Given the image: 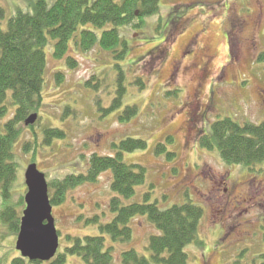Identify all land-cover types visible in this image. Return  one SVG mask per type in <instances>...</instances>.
Instances as JSON below:
<instances>
[{
	"label": "rangeland",
	"instance_id": "rangeland-1",
	"mask_svg": "<svg viewBox=\"0 0 264 264\" xmlns=\"http://www.w3.org/2000/svg\"><path fill=\"white\" fill-rule=\"evenodd\" d=\"M35 1L0 0L6 11L3 25L18 9ZM160 7V14L146 19L144 29L125 28L130 48L123 60L113 59L99 46L82 51L71 45L68 55L75 58L76 66L70 69L47 48L43 106L33 127L24 122L19 127L14 148L18 174L10 198L22 216L25 172L32 163L49 181L86 173L93 154L115 155L114 143L141 138L147 147L125 153L124 160L146 168V183L126 202H142L149 192L150 202L162 208L187 201L201 206L198 240L203 244L186 247L190 264H234L237 260L260 264L264 163L253 167L228 164L218 150L203 148L200 137L210 133L214 120L264 122V0H162ZM116 64L124 72L126 90L122 105L111 110L120 74ZM57 70L64 73L60 86ZM97 76L94 87H86L85 82ZM131 105L137 106L134 116L120 121ZM51 127L63 130L65 137L46 145L43 131ZM167 140L168 150L175 152L171 161L156 152L158 143ZM111 182L112 172L104 171L97 182L71 188L66 201L54 207L59 250L69 244L67 234H99L98 226L86 224V218H112ZM132 227L131 242L116 247L119 251L134 248L149 256V238L156 227L145 216L133 221ZM17 237L6 235L0 240L3 246L15 248L7 264L19 253ZM119 251H115L117 256ZM66 264L85 263L68 256Z\"/></svg>",
	"mask_w": 264,
	"mask_h": 264
},
{
	"label": "trees",
	"instance_id": "trees-1",
	"mask_svg": "<svg viewBox=\"0 0 264 264\" xmlns=\"http://www.w3.org/2000/svg\"><path fill=\"white\" fill-rule=\"evenodd\" d=\"M161 1L36 0L26 9L13 13L6 26L2 23L6 11L0 6V240L6 235H18L20 231L21 216L10 198L18 174L14 148L20 125L43 106L47 48L51 47L53 57L64 59L70 69L76 66L75 58L68 55L71 45L82 51L99 46L110 52L113 59L123 60L130 48V42L124 37L125 28L144 29L148 17L160 14ZM115 66L120 74L111 110L122 105L126 90L124 72L120 65ZM56 72V82L60 86L64 73ZM98 78L85 82L86 87H94ZM136 111V105L128 106L119 116L120 121H128ZM43 132L46 145L65 137L63 130L54 127ZM165 143L169 141L158 143L156 152L158 155L163 152L171 161L175 152L169 151ZM200 145L209 151L218 150L228 164L253 167L264 163V122L241 124L231 118L214 120L210 133L200 138ZM113 147L115 155L93 154L86 173L68 174L49 181L50 199L55 207L66 201L67 192L77 184L97 182L102 172H112L110 186L114 195L109 203L112 218L107 221L100 215L86 218V224L98 226L99 234H67L69 244L58 250L51 260H30L17 252L11 264H66L68 256H77L85 264H116V261L117 264H190L186 247L194 242L203 244L198 240L203 208L192 201L162 208L156 202H150L149 192L144 194L142 202L127 203L137 193V188L146 183L147 170L140 164L126 163L124 154L146 148L147 142L128 137L119 144L114 143ZM22 204L23 196L18 205ZM143 216L157 229L149 238V256L130 247L119 251L116 245L131 242L132 222ZM108 238L111 244H108ZM14 250V246L0 244V264H7ZM115 251H119V257ZM261 258L260 264H264V252ZM234 264H240V261Z\"/></svg>",
	"mask_w": 264,
	"mask_h": 264
},
{
	"label": "water",
	"instance_id": "water-1",
	"mask_svg": "<svg viewBox=\"0 0 264 264\" xmlns=\"http://www.w3.org/2000/svg\"><path fill=\"white\" fill-rule=\"evenodd\" d=\"M37 118V113L31 114L25 121L26 125L34 124ZM25 181L28 187L26 209L21 219L16 248L30 260L49 261L55 257L60 246L49 183L46 174L39 170L36 163L28 166Z\"/></svg>",
	"mask_w": 264,
	"mask_h": 264
},
{
	"label": "flooded vegetation",
	"instance_id": "flooded-vegetation-1",
	"mask_svg": "<svg viewBox=\"0 0 264 264\" xmlns=\"http://www.w3.org/2000/svg\"><path fill=\"white\" fill-rule=\"evenodd\" d=\"M189 122H191V123L193 124V123H195V119H193L192 121H189ZM200 138H201V137H200Z\"/></svg>",
	"mask_w": 264,
	"mask_h": 264
}]
</instances>
